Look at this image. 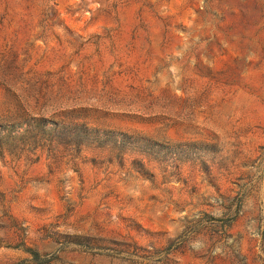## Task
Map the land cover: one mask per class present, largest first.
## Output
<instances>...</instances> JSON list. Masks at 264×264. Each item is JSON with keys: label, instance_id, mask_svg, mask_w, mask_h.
Returning <instances> with one entry per match:
<instances>
[{"label": "rangeland", "instance_id": "rangeland-1", "mask_svg": "<svg viewBox=\"0 0 264 264\" xmlns=\"http://www.w3.org/2000/svg\"><path fill=\"white\" fill-rule=\"evenodd\" d=\"M31 118L135 143L0 154V264H264V0H0Z\"/></svg>", "mask_w": 264, "mask_h": 264}, {"label": "trees", "instance_id": "trees-1", "mask_svg": "<svg viewBox=\"0 0 264 264\" xmlns=\"http://www.w3.org/2000/svg\"><path fill=\"white\" fill-rule=\"evenodd\" d=\"M47 135L48 138H45ZM42 142L47 143L46 145L51 148L59 146L105 147L112 145V147L123 150L127 146H134L135 143V141H132L131 136L124 133L92 129L85 125L57 124L39 118L0 125V154H21L28 147L31 149H27V151L29 150V153L31 152L34 155L38 147L42 145L46 147L45 144L39 146V143ZM26 251H29L34 259L38 258L36 252Z\"/></svg>", "mask_w": 264, "mask_h": 264}]
</instances>
